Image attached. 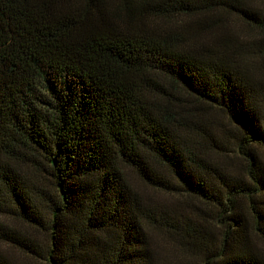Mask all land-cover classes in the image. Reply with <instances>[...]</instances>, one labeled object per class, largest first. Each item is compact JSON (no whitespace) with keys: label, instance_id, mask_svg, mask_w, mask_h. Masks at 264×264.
Returning <instances> with one entry per match:
<instances>
[{"label":"trees","instance_id":"trees-1","mask_svg":"<svg viewBox=\"0 0 264 264\" xmlns=\"http://www.w3.org/2000/svg\"><path fill=\"white\" fill-rule=\"evenodd\" d=\"M230 13L264 29L242 0H0V217L25 227L0 219V243L33 264H163L158 228L204 264H264V41L247 49ZM130 175L206 203L221 233Z\"/></svg>","mask_w":264,"mask_h":264},{"label":"rangeland","instance_id":"rangeland-1","mask_svg":"<svg viewBox=\"0 0 264 264\" xmlns=\"http://www.w3.org/2000/svg\"><path fill=\"white\" fill-rule=\"evenodd\" d=\"M242 1L249 2V4L255 9L264 13V0ZM224 27H226L229 32L240 38V41L247 49L254 52V49L262 47V43L264 41V29L255 26L253 23H249L241 17L230 13L227 15V23ZM255 57L257 58L255 59L257 61L256 63H261L262 56L255 55ZM257 66L260 69L255 70V73L257 75L264 76V68L259 65ZM222 120L226 122L224 118H222ZM226 157L228 156H223L221 158L224 159ZM236 164L242 169L246 168L245 160L242 158H237ZM27 171H31L30 173H33L36 170L27 169ZM131 175L130 177H132ZM131 179L138 190L146 198L151 199L150 202L157 206V208H160V210L165 212L167 211L169 215L176 214L180 219H183L182 217L186 216L189 220L199 225V227L204 228L207 231L211 230L217 236L221 233L220 228L217 227L216 223H209L208 220L202 218L203 212L211 213L212 210L206 203L197 198H190L179 194L166 193L160 190L148 188L140 181L134 179V177ZM247 216L248 219L251 220V215L247 214ZM0 219L4 222L10 223L14 227L25 229V227L16 220L7 217H0ZM149 236L151 243L150 246L154 251V257L157 261H160L163 264H204L202 254L186 252V249L183 247L182 243L179 242L178 238H174L166 230L151 228L149 229ZM252 239L258 248L264 251V241L257 239L254 235L252 236ZM0 250L16 264H33V260L29 256L7 244L0 243Z\"/></svg>","mask_w":264,"mask_h":264}]
</instances>
